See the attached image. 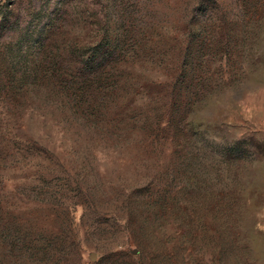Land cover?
<instances>
[{
  "label": "rangeland",
  "instance_id": "1",
  "mask_svg": "<svg viewBox=\"0 0 264 264\" xmlns=\"http://www.w3.org/2000/svg\"><path fill=\"white\" fill-rule=\"evenodd\" d=\"M0 264H264V0H0Z\"/></svg>",
  "mask_w": 264,
  "mask_h": 264
},
{
  "label": "trees",
  "instance_id": "2",
  "mask_svg": "<svg viewBox=\"0 0 264 264\" xmlns=\"http://www.w3.org/2000/svg\"><path fill=\"white\" fill-rule=\"evenodd\" d=\"M107 51L103 50V53H102V59L101 60H106L107 59H110L111 56H112V53L115 52V50L111 49V51H109V53L107 54L106 53Z\"/></svg>",
  "mask_w": 264,
  "mask_h": 264
}]
</instances>
